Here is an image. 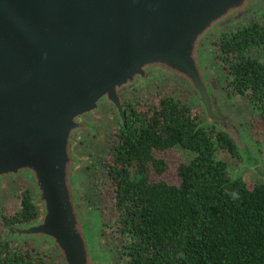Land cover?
Instances as JSON below:
<instances>
[{"label":"water","instance_id":"1","mask_svg":"<svg viewBox=\"0 0 264 264\" xmlns=\"http://www.w3.org/2000/svg\"><path fill=\"white\" fill-rule=\"evenodd\" d=\"M264 0H0V179L28 175L39 214L4 226L2 239L49 242L61 264H103L73 177L81 161L80 117L111 103L124 121L122 91L167 74L194 95L200 124L234 140L244 170L264 181L220 105L201 48L222 26Z\"/></svg>","mask_w":264,"mask_h":264},{"label":"trees","instance_id":"2","mask_svg":"<svg viewBox=\"0 0 264 264\" xmlns=\"http://www.w3.org/2000/svg\"><path fill=\"white\" fill-rule=\"evenodd\" d=\"M211 42L218 82L244 94L264 121V19L222 28ZM172 92L159 87L155 98L130 100L113 132L105 161L111 199L100 215L101 232L120 241L116 264H264L263 179L239 175L232 137L200 124L203 109ZM172 147L188 154L177 183L160 177L167 161L157 152ZM38 214L32 184L21 182L16 205L0 206V231ZM46 243L0 233V264H61Z\"/></svg>","mask_w":264,"mask_h":264},{"label":"rangeland","instance_id":"3","mask_svg":"<svg viewBox=\"0 0 264 264\" xmlns=\"http://www.w3.org/2000/svg\"><path fill=\"white\" fill-rule=\"evenodd\" d=\"M251 18L264 19V2H258L249 12L243 14L238 19L230 21L220 29L235 28L249 21ZM212 36L203 44L201 53L210 74L214 91L221 108L231 116L241 136L243 138L245 137L244 139L252 153L260 159L261 167L264 171V121L256 113L255 109L251 108L244 94L226 93L225 89L218 82V65L214 57V47L211 42ZM159 87L164 90H172V93L178 95L179 98L190 101L193 105H197L198 109L201 107L193 93L186 86L174 77L162 73L149 74L146 80H139L130 89L122 91V96L127 102L137 99L142 95L155 98ZM83 120L91 123L90 128H79L73 135V140H75L73 150L82 156L84 158L83 163L85 162L83 165L81 164L77 167L78 172L76 176L79 181L78 196L80 197L82 208L91 215L95 246L99 252L105 254L103 264H116L117 246L120 244V241L108 231L101 232L100 208L101 206H107L106 203L111 199L110 179L105 172V161L110 156L109 149L110 145L114 142L113 132L119 123V116L111 104L102 100L100 107L87 115ZM157 154L162 155L167 161V168L160 174V177L165 178L170 183L179 182L177 165L179 162L187 160V152L183 148L172 147L165 151L157 152ZM242 168L243 160L240 168L236 172L240 174ZM241 175H244L249 183L255 177H261L251 169L244 170ZM156 176L154 174V177ZM21 182L28 184L30 182L32 184L29 176L25 174L9 175L0 179V206L2 204L7 206L16 205L18 202V187ZM3 231L4 227L0 231L1 235ZM29 239L34 240L32 238ZM34 241L37 242L36 240ZM46 242L37 243L47 244ZM50 248L52 247L50 246Z\"/></svg>","mask_w":264,"mask_h":264},{"label":"flooded vegetation","instance_id":"4","mask_svg":"<svg viewBox=\"0 0 264 264\" xmlns=\"http://www.w3.org/2000/svg\"><path fill=\"white\" fill-rule=\"evenodd\" d=\"M123 100H124V102L126 103V107H125V113H126V108H127V106H128V104H129V101L127 102V101H125V98H123ZM107 102V101H106ZM107 103H109V102H107ZM109 104H111V103H109ZM112 105V104H111ZM113 106V105H112ZM114 107V106H113ZM115 109V108H114ZM116 111V110H115ZM117 113V112H116ZM90 114V113H89ZM89 114H86V115H84V116H82V117H80V119L81 120H83V119H85V117H87V115H89ZM124 118H125V114H124ZM87 121V120H86ZM121 121V119L119 118V122ZM89 122V121H88ZM119 124V123H118ZM90 125H91V123L89 122V126L88 127H85V128H90ZM118 126V125H117ZM116 128L117 127H115V129H114V131L116 130ZM74 142H75V140H74ZM74 142H73V148H74ZM74 153H75V155L78 157V158H80L81 159V161L80 162H78L76 165H75V167H74V169H73V177H74V179L76 180V183H77V187H78V192H79V181H78V178H77V176H76V173L78 172V169H77V167L79 166V165H83L84 163H83V161H84V158L82 157V156H80L75 150H74ZM79 197V196H78ZM79 200H80V197H79ZM83 209V208H82ZM83 211L87 214V215H89L84 209H83ZM90 216V219H91V215H89ZM101 216V215H100ZM92 225H91V230H92V232H91V235H92V238H93V244H94V246H95V239H94V236H93V222L91 223ZM95 248H96V246H95ZM97 249V248H96ZM98 250V249H97ZM99 251V250H98ZM100 254H101V256H102V263H103V257H105L104 255L105 254H103V253H101L100 252Z\"/></svg>","mask_w":264,"mask_h":264},{"label":"bare ground","instance_id":"5","mask_svg":"<svg viewBox=\"0 0 264 264\" xmlns=\"http://www.w3.org/2000/svg\"><path fill=\"white\" fill-rule=\"evenodd\" d=\"M245 138V137H244Z\"/></svg>","mask_w":264,"mask_h":264}]
</instances>
